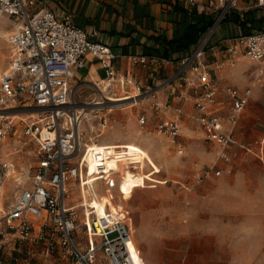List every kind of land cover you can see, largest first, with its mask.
<instances>
[{
	"label": "built area",
	"instance_id": "1",
	"mask_svg": "<svg viewBox=\"0 0 264 264\" xmlns=\"http://www.w3.org/2000/svg\"><path fill=\"white\" fill-rule=\"evenodd\" d=\"M191 5L198 0H187ZM264 5V0H258ZM221 13L201 36L193 54L182 58L185 73L183 83L173 89L179 102L175 117L167 112L171 103L154 102L156 130L184 153L181 142L184 128L183 114L197 124L212 141L218 144L217 160L232 162L254 151L253 141L238 136L240 120L248 107L250 92L244 93L233 85H223L212 75L206 62L209 42L218 24L229 17V9L237 0H218ZM37 0H0V14L16 21L9 35L11 54L9 69L0 77V112L10 113L8 121L0 124V137L17 134L14 122L17 114L27 115L23 134L38 143V162L33 168L29 185L22 186L9 206L3 203L2 187L7 174L0 172V223L4 222L11 242L27 244V260L33 264H147L127 220L114 218L111 213L99 219L94 209L83 202L73 203L75 187L90 188L91 177L97 175L105 184L115 175L90 172L85 150L88 144L82 129L84 118L73 101V79L76 70L85 66V57L93 54L101 59L106 78L100 82L102 95L92 102L104 109L119 99L150 98L155 89H147L140 81L119 75L112 63L110 47L96 40L73 20L59 19L49 9H36ZM229 63L235 64L237 55L260 62L264 75V30L231 38ZM135 64H146L147 56H134ZM221 62L219 67H223ZM177 77V76H176ZM115 84L132 85L133 91L119 95ZM173 79L162 86H172ZM139 103V102H138ZM91 104V103H90ZM93 105V104H92ZM192 105V109L188 107ZM86 108V107H84ZM103 109V110H104ZM141 127L149 118L142 115ZM103 133L110 125L107 114L100 116ZM225 169L217 163L198 167L194 178L201 183L211 177H221ZM119 174V173H117ZM99 224H96V220ZM113 233L117 235L111 237ZM133 244V245H132ZM15 250L22 252L21 247ZM18 260V257H14ZM0 264L9 262L0 256Z\"/></svg>",
	"mask_w": 264,
	"mask_h": 264
},
{
	"label": "rangeland",
	"instance_id": "2",
	"mask_svg": "<svg viewBox=\"0 0 264 264\" xmlns=\"http://www.w3.org/2000/svg\"><path fill=\"white\" fill-rule=\"evenodd\" d=\"M15 23L9 15L0 14V77L10 66L9 35ZM229 58L223 57L221 62H225L222 69L233 79L231 83L242 90H252L239 131L240 139L255 143L254 151L248 155L232 162L217 160L215 141L207 138L187 113L182 116L184 153H180L167 136L158 134L148 98L122 101L121 104H132L114 111L92 112L82 124L86 143L110 146L91 152L86 148L91 174L96 164H101L119 176L104 184L101 177L93 175L97 179L83 193L75 187L73 203L85 198L89 209L95 210L91 189L98 192L114 218L132 225L147 264H264V75L243 55L234 65ZM104 86L76 80L73 101L90 109ZM10 113L17 112H0V124L8 121ZM105 114L110 125L102 134L99 122ZM142 115L153 117L145 129L139 121ZM175 115L176 110L169 112V117ZM26 117H14L17 134L0 137V172L7 174L2 187L6 206L15 201L22 186L29 185L38 162L37 141L23 134L22 119ZM134 162L137 168H127ZM214 163L225 169L224 175L196 183L197 168ZM7 238L5 223L1 222L0 252L10 247ZM11 246L13 249L6 251L8 257L0 253L9 264H33L26 259V243L17 241ZM20 247L22 252H17L15 248Z\"/></svg>",
	"mask_w": 264,
	"mask_h": 264
},
{
	"label": "crops",
	"instance_id": "3",
	"mask_svg": "<svg viewBox=\"0 0 264 264\" xmlns=\"http://www.w3.org/2000/svg\"><path fill=\"white\" fill-rule=\"evenodd\" d=\"M43 8L55 12L59 19L70 17L93 40L107 44L119 75L138 80L147 89H155V96L148 98L150 108L154 112V102L171 103L168 116L169 112L180 105L172 92L175 86L179 87L183 83L185 76L181 71V60L193 54L200 41L188 42L190 27H201L211 20L215 21L221 13L218 0H198L196 5H191L187 0H37L35 10ZM246 21L249 22L247 27L243 24ZM258 30H264V5H260L258 0H237V4L229 9V17L218 24L205 58L212 75L221 84L236 86L231 83L233 79L219 67L223 57L231 58V38ZM134 56H147L148 62L135 64ZM249 62L257 66L260 73L261 63ZM105 78L106 71L101 59L88 54L85 66L76 70L72 82L74 84V81L80 80L98 84ZM172 79V86H162ZM241 85L244 86L243 83ZM115 88L119 95L133 91V86L128 84H115ZM238 88L244 93L252 91ZM191 109L192 105L188 107V110ZM148 118L151 121L153 117ZM240 129L241 125L237 131L238 136ZM202 132L208 138L207 133ZM8 239L6 242L10 247L1 250L3 256L7 254V249H13V242Z\"/></svg>",
	"mask_w": 264,
	"mask_h": 264
},
{
	"label": "bare ground",
	"instance_id": "4",
	"mask_svg": "<svg viewBox=\"0 0 264 264\" xmlns=\"http://www.w3.org/2000/svg\"><path fill=\"white\" fill-rule=\"evenodd\" d=\"M251 93H252V91H250V94ZM128 99H129V97H123V98H119V99H113V100H116L117 103L114 106L110 105V107L107 110L114 111V109L116 107H122V106H125V105H128V104H132V102H127V103H123V104L120 103V102L125 101V100H128ZM92 104H94V103L92 102ZM78 109L81 112L83 118L84 119H88L90 117V114L92 112L100 111V110H102L104 108H103V105L102 104H97V105H94L93 107H91L90 109L84 108L82 106H78ZM19 115L20 114H17L15 117H17ZM87 144H88V147L87 148H89V151L90 152L93 151V150H96V149H107V148H110L109 145H100L98 147H95V146H93V145H91L89 143H87ZM113 159L114 160H118V157H113ZM127 168H137L136 162L128 165ZM105 169H107V170L109 169L107 165L105 166V165H101V164H96V167H95L94 170H96L99 173H103ZM91 178H92L91 179V182H93V181H95L97 179L95 177H91ZM91 193H92L93 199H94V202H93L94 203V207L96 208L94 210V212L98 215V217H99L100 220L101 219H104V218H107L109 216V210H108L107 206L104 204V202H102L99 199L100 196H99L98 192H96V191H94V190L91 189ZM130 220H132V217H130ZM95 222H96V224H99V220L98 219ZM133 239H134L133 244L135 245L136 248H138L136 246V242H135L136 240H135V238H133Z\"/></svg>",
	"mask_w": 264,
	"mask_h": 264
},
{
	"label": "trees",
	"instance_id": "5",
	"mask_svg": "<svg viewBox=\"0 0 264 264\" xmlns=\"http://www.w3.org/2000/svg\"><path fill=\"white\" fill-rule=\"evenodd\" d=\"M254 22V21H252ZM214 20H211L210 22H208L207 24L198 27L197 25H193L190 27V31L188 33V42L189 43H197L199 41V39L201 38L202 34L211 26L213 25ZM249 22H243V24L245 25V27H247V24ZM248 34V32H247ZM183 44V43H182Z\"/></svg>",
	"mask_w": 264,
	"mask_h": 264
}]
</instances>
